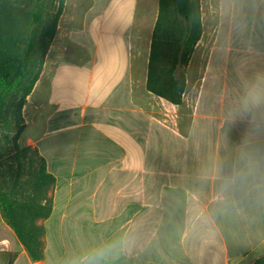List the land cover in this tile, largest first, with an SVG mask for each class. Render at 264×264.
<instances>
[{"label":"crops","instance_id":"obj_1","mask_svg":"<svg viewBox=\"0 0 264 264\" xmlns=\"http://www.w3.org/2000/svg\"><path fill=\"white\" fill-rule=\"evenodd\" d=\"M84 11L65 22L64 49H50L23 109L20 145L56 179L44 259L32 261L1 210L0 252L17 253L13 264H78L106 246L101 264H254L264 188L238 173L252 156L264 176V105L241 110L246 86L264 76V0H201L186 78L195 59L197 75L179 106L147 90L159 0H89ZM148 22L142 54L135 31Z\"/></svg>","mask_w":264,"mask_h":264},{"label":"trees","instance_id":"obj_2","mask_svg":"<svg viewBox=\"0 0 264 264\" xmlns=\"http://www.w3.org/2000/svg\"><path fill=\"white\" fill-rule=\"evenodd\" d=\"M65 7L66 0H0V139L13 144L14 163L20 168L16 177L6 178L7 168L0 161V210L34 262L44 259L43 221L52 214L50 194L56 179L38 150L19 141L25 130L24 106L40 79ZM202 32L201 0H159L149 92L173 105L182 104L186 69ZM29 158L32 167L22 181L20 171ZM17 256L0 252V264H13ZM254 264H264V256Z\"/></svg>","mask_w":264,"mask_h":264},{"label":"rangeland","instance_id":"obj_3","mask_svg":"<svg viewBox=\"0 0 264 264\" xmlns=\"http://www.w3.org/2000/svg\"><path fill=\"white\" fill-rule=\"evenodd\" d=\"M88 2H89V0H66V13H65L64 19L62 21V27H61V30L59 32V36H58L57 40L54 42L53 47L51 48V52H50L51 57H54L56 54L61 53V51L64 49V46H65V39H64V37H65V22L68 20V18L73 16V14L75 12H76L77 17H78V15H79V17L84 16V14H85L84 12H86L84 10L87 8ZM205 2H206V5H208V2H211V4H213L214 0H205ZM212 6L213 5H211V8H212ZM206 8L208 10V6ZM140 9H141V11L144 10V8L142 6L140 7ZM146 12H147V9H146ZM80 13L82 15H80ZM53 15H54V13L51 15V17H53ZM146 15L147 14L143 13V15H141V17L138 16L137 18L139 21L146 22V21H148V18H147L148 15L147 16ZM211 18H212V20H214L213 16ZM154 24H155V22H153V23L151 22L150 24L148 22V23H145L143 27L140 28L138 26L136 28L135 32H137L138 34H142V36L144 37L143 38L144 40H142V41L147 42L145 44H142V43L140 44V46L137 49L139 53L143 54L146 52V50H148L150 48L148 40H149V37L151 36V30L153 29ZM205 26H206V31H208L207 28L209 27V25H207L206 21H205ZM196 62L197 61L195 59L187 71V79L190 82V87L193 86L194 81L196 79V75H197ZM192 101H193V97L190 99V102L188 104L189 105L188 108H186V112H185L186 115L189 114V112H190ZM161 106L163 107V110H165L169 114L176 115L178 113V110L176 108H166L165 104L157 105L156 106L157 108L155 110L158 111L159 108H162ZM19 143H20V141H19ZM29 160H30V158L25 161L26 165L23 168V170L20 171V173H21L20 178L22 181L26 180L29 176V174L27 172L29 171L30 167H32ZM0 161L2 163H4L5 168H7L8 175L6 176V178H9L10 175H12L14 177L17 176V173H19L18 171L20 170V168L18 167V164L14 163L13 144L11 142H7L3 136L0 139ZM34 166L37 167V165H34ZM263 249H261L259 251V253L264 252ZM263 256H261V257H263Z\"/></svg>","mask_w":264,"mask_h":264},{"label":"clouds","instance_id":"obj_4","mask_svg":"<svg viewBox=\"0 0 264 264\" xmlns=\"http://www.w3.org/2000/svg\"><path fill=\"white\" fill-rule=\"evenodd\" d=\"M261 105H264V76H258L256 80L249 83L245 89V95L241 100V110L243 112L254 111ZM238 176L251 177L255 183V188L258 192L264 188V176L260 173V163L252 156H248L245 160L244 170L238 173ZM236 177H233L229 183H235ZM227 185L225 186V189ZM264 194V193H262ZM112 252V246L94 249L93 251L84 255L78 264H101Z\"/></svg>","mask_w":264,"mask_h":264}]
</instances>
